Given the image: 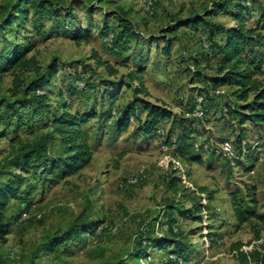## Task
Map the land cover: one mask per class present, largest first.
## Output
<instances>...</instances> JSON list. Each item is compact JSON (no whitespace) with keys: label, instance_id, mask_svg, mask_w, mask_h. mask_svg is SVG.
<instances>
[{"label":"rangeland","instance_id":"obj_1","mask_svg":"<svg viewBox=\"0 0 264 264\" xmlns=\"http://www.w3.org/2000/svg\"><path fill=\"white\" fill-rule=\"evenodd\" d=\"M8 1L0 0V23ZM63 5L70 12L39 19L29 5L27 18L0 27V186L21 177L15 195L7 193L0 264H255L250 253L264 245V126L240 125L233 114L253 94L239 101L235 87H214L219 57L203 46L208 27L170 25L208 11L210 24L232 27L239 14L259 35L254 50L262 58L264 0L56 3ZM79 29L87 39H73ZM213 32L212 42L224 40ZM17 46L29 49L40 71L57 63V74L37 89L47 96L44 109L19 102L35 73L5 65ZM255 70L264 86V60ZM16 75L23 85L14 96ZM140 99L170 117L145 134L136 102V115L119 132L124 107ZM65 105L72 114L101 117L82 124L90 162L63 176L48 167L66 154L51 127ZM46 133L48 167L16 165Z\"/></svg>","mask_w":264,"mask_h":264},{"label":"trees","instance_id":"obj_2","mask_svg":"<svg viewBox=\"0 0 264 264\" xmlns=\"http://www.w3.org/2000/svg\"><path fill=\"white\" fill-rule=\"evenodd\" d=\"M63 1L64 0H10L2 6L5 10V14H3L0 27L2 28L6 24L10 25L9 21L12 17L18 18L21 15L23 18H27L26 9L29 5L34 9L33 14L35 17L38 16V19L39 16L44 14L49 17H58L63 10L66 13L70 12V7L67 8L63 5L58 8V6H56V3H62ZM13 13L18 14L15 15ZM206 13H208V11L192 14L186 20L170 25V29L171 31L173 29L176 30L183 25L192 26L194 28L199 25L208 27L210 34H208V36L206 35L204 40L206 44H203V46L206 47V51L215 53V55L219 57L217 62V72L219 76L214 80V87L218 85H230L235 87L233 95L239 101H246L249 93H252V99L240 105L238 109L233 110V114L236 116L240 125L249 122L254 125L264 126V86L254 77L256 73L255 69L258 68L264 60V57H258V54H256L254 50L256 46L255 41L260 40L257 38L259 35H255L252 28H246L244 26L239 14L235 17L238 21L236 26L217 27L206 20V15H208ZM173 26L174 28H171ZM214 27L224 33V40L222 42H212L211 37L214 35ZM88 36L89 33L85 29H79L72 34L75 40L87 39ZM28 50V48L22 49L21 46H17L8 52L4 62L8 67L16 71H21L22 73L30 69L34 71L35 77L22 90V93L26 96L28 95V98L19 100V102H22V106L30 105L34 108V111H37L44 109L48 105L47 96L37 93V89L45 88L47 84H49L51 79L57 74L58 66L56 61L52 60L43 71H40L35 62V58L33 56L26 57V52ZM165 52L166 54L169 53V47L166 48ZM138 70L139 73L134 71L133 74L137 76L140 75L143 70L142 68H138ZM13 82L14 88L12 90V95L16 96L20 93L19 88L23 85V82L19 81L17 75L14 77ZM136 91L140 92V90ZM136 102L140 103L141 109L146 115L145 119L138 127L139 131L145 134L151 133L156 129L160 120L167 119L171 115V112L162 106L143 99L138 101L135 100L127 104L120 118L118 117L116 129L119 132L126 130L130 118L136 115L134 112L135 108L133 107ZM14 103L9 102L8 105L10 104L12 106ZM100 117L101 115L96 114V112L82 114L80 116L72 114L68 111L66 105L63 106L60 112L53 115L51 127L52 133L58 136L61 144L65 147V156L53 159L49 157L48 144L49 140L52 138V133H46L39 138L32 148L19 153L13 159L14 163L26 170H28L31 164H35L37 170L42 172V170L48 167V160L51 159L48 169L57 167V173L60 172L63 176L76 172L86 166L91 159L89 137L82 127V124L86 123L88 119L99 120ZM107 117L110 118L114 116L109 114ZM20 179V176H16L13 179L6 180V182L0 186V234L6 233L8 229V224L4 221V208L8 200L7 193L15 195L18 190ZM80 232L81 230L75 229V234H79ZM260 248L261 251L250 253V255H253L251 261H254L255 264H264V245H261Z\"/></svg>","mask_w":264,"mask_h":264},{"label":"built area","instance_id":"obj_3","mask_svg":"<svg viewBox=\"0 0 264 264\" xmlns=\"http://www.w3.org/2000/svg\"><path fill=\"white\" fill-rule=\"evenodd\" d=\"M23 215L25 216L26 214L24 213Z\"/></svg>","mask_w":264,"mask_h":264}]
</instances>
